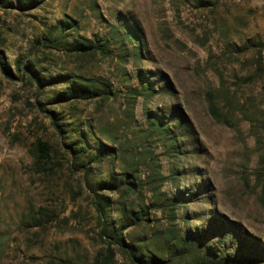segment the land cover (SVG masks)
I'll list each match as a JSON object with an SVG mask.
<instances>
[{
    "label": "rangeland",
    "instance_id": "374dc122",
    "mask_svg": "<svg viewBox=\"0 0 264 264\" xmlns=\"http://www.w3.org/2000/svg\"><path fill=\"white\" fill-rule=\"evenodd\" d=\"M64 21H73L85 38L117 29L123 48L118 43L112 55L91 61L46 47L48 30ZM129 30L136 39L126 38ZM248 41H264V0H0V58L14 74L9 79L0 69V264H92L106 246L87 181L70 166L69 141L57 134L53 114L61 126L83 119L94 124L93 147L101 141L151 149L168 178L161 191L187 198L177 210L181 234L202 231L218 244L237 231L259 255L252 264H264V51L241 52ZM33 59L40 86L17 71ZM73 75L105 79L117 95L102 107L80 100L70 109L55 94ZM144 82L152 91L135 99L129 120L128 88L142 90ZM220 87L218 104L231 126L207 110L206 94ZM149 114L179 131V154L172 156L165 138L153 133L137 139L150 128ZM37 139L57 150L47 173L34 167L29 153ZM109 170L108 164L99 175L93 169L94 182ZM143 194L148 204L150 193ZM132 200L136 207L139 200ZM42 208L53 217L36 225ZM114 210L111 220L125 225ZM150 220L149 227L165 224L159 211H150ZM149 227L129 226L125 234L137 240ZM114 264L131 263L116 253Z\"/></svg>",
    "mask_w": 264,
    "mask_h": 264
},
{
    "label": "trees",
    "instance_id": "16d2710c",
    "mask_svg": "<svg viewBox=\"0 0 264 264\" xmlns=\"http://www.w3.org/2000/svg\"><path fill=\"white\" fill-rule=\"evenodd\" d=\"M65 26L73 31L65 32ZM57 32V33H56ZM126 38L129 40L136 39V35L132 30L125 32ZM48 48L54 50H65L70 55L80 58L93 60L95 58H105L112 55V47L119 46L123 48V38L117 29L111 30L105 38H85L77 34V26L73 21H64L57 28L48 30ZM72 38V40H69ZM241 52L251 49L264 51L263 42H246L240 46ZM123 50V49H121ZM124 51V50H123ZM120 53V57L128 54ZM139 53V51H138ZM35 60L29 63L17 65L19 73H26L30 76L33 83L40 86L42 79L34 68ZM0 69L2 73L9 79L14 78L12 71L1 62ZM58 76L55 79H60ZM250 83L254 78L247 79ZM224 86V82L220 84ZM143 89L128 88L127 101V118H132L131 106L137 97L149 94L152 88L149 82H144ZM228 93L229 89L227 88ZM221 87L217 91H210L206 94L205 102L210 116L217 122L231 126L229 119L223 109L219 107L218 98ZM117 92L114 91L112 84L107 80L99 77L86 76H70L66 81V86L56 92L55 101L68 104V108L75 109L76 104L80 100L97 101L100 107L104 106L109 100L115 98ZM52 116V124L57 134L68 138V143L64 146L65 153L70 157V166L75 171H81L86 183V187L91 194L92 204L97 214L98 224L101 227L100 237L105 241V248L98 252L92 264H114L116 253L128 259L131 264H252L259 261L258 256L250 252L245 246V239L239 237V233L235 231L237 236L228 239L223 235L218 244L210 241V237L202 231L186 230L185 234H181V230L176 224L177 210L186 203L187 198L184 192H178L174 197L167 196L161 191L162 184L168 179L160 172L157 157L151 149L145 151L129 150L123 145H108L97 141L96 147L90 142V137H94V124L89 120L83 119L76 124L60 125ZM75 115L71 116L74 118ZM149 129L140 131L143 139L151 133L165 138L166 147L172 156L179 154V131L175 128L167 126L161 121L158 115H148ZM71 127L70 129H65ZM135 131V130H134ZM98 135L104 137V131L99 130ZM75 134V137H74ZM74 137V138H72ZM113 143V141H111ZM95 151L92 153V151ZM30 156L33 159L34 167L42 172H49L53 169V158L56 156L57 150L47 141L37 139L29 149ZM170 155V154H169ZM104 164L110 165L109 173L106 179L95 181V175L101 174L100 168ZM145 166L146 171H141V167ZM115 168L119 169L116 174ZM93 169L97 170L95 174ZM173 175V174H172ZM108 179V180H107ZM146 188V190H144ZM102 191H108L115 194L116 198H112ZM150 193V202L145 203L143 192ZM138 199V204L134 207V200ZM114 208L120 217H123L125 225L118 226L122 220L112 221L110 212ZM150 211L157 212L163 216L165 224L162 227L151 226ZM39 214L41 218L33 220L36 225H40L44 218L53 217L45 209H41ZM107 217L109 218L107 220ZM144 227L148 229V233L142 238L133 240L131 235L126 236L127 227ZM230 237V236H229ZM238 237V238H237ZM129 241V242H128ZM2 242L0 241V249ZM258 249V244L254 245ZM160 254H159V253ZM158 255H157V254Z\"/></svg>",
    "mask_w": 264,
    "mask_h": 264
}]
</instances>
